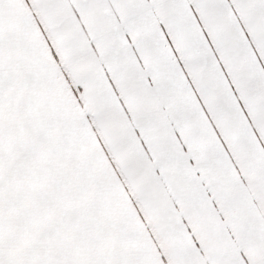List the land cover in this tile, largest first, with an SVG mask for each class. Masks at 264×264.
Returning <instances> with one entry per match:
<instances>
[{
  "label": "snow or ice",
  "instance_id": "1",
  "mask_svg": "<svg viewBox=\"0 0 264 264\" xmlns=\"http://www.w3.org/2000/svg\"><path fill=\"white\" fill-rule=\"evenodd\" d=\"M0 264H264V0H0Z\"/></svg>",
  "mask_w": 264,
  "mask_h": 264
}]
</instances>
